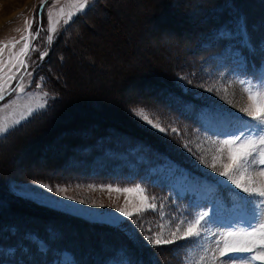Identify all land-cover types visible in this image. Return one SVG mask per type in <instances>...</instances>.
Returning a JSON list of instances; mask_svg holds the SVG:
<instances>
[{
    "label": "rangeland",
    "instance_id": "1",
    "mask_svg": "<svg viewBox=\"0 0 264 264\" xmlns=\"http://www.w3.org/2000/svg\"><path fill=\"white\" fill-rule=\"evenodd\" d=\"M82 2L0 0V59L30 45L0 101V264H264L251 259L264 252L259 245L221 255L225 233L264 222V198L240 200L235 193L249 194L220 175L228 163L222 142L259 131L244 124L251 118L242 109L246 88H264V0H88L82 11L70 8ZM61 7L75 12L68 23ZM241 46L257 69L246 72ZM141 109L166 131L138 116ZM262 167L250 168L257 184ZM215 184L235 193L210 216L199 205L211 203ZM137 186L149 200L126 217L120 209L133 211L138 195L110 189ZM204 213L199 235L184 238ZM157 233L173 242L152 243Z\"/></svg>",
    "mask_w": 264,
    "mask_h": 264
},
{
    "label": "snow or ice",
    "instance_id": "2",
    "mask_svg": "<svg viewBox=\"0 0 264 264\" xmlns=\"http://www.w3.org/2000/svg\"><path fill=\"white\" fill-rule=\"evenodd\" d=\"M88 0H84L82 3L73 4L70 8H74L76 11H82L86 8ZM75 15V12L69 10L65 12L64 8L61 7L59 10V17L64 19L65 23H68L71 18ZM49 21H50V31L55 32L56 28L53 26L56 23H59V19L53 20V10H49ZM30 29V22L26 21ZM38 34V33H37ZM22 39H27V37H22ZM53 36H47V41L51 43ZM15 43L18 41H13L12 46H15ZM7 47V44L4 45V48ZM30 45L28 43L24 44V47L20 50L19 53L10 54L7 60L0 59V99L3 98L4 92L7 90L5 85L12 79H17V77L12 73V69L16 68L17 70L20 67H26L25 60L23 57L27 56L29 52ZM3 48H0V54H2ZM46 53L41 54V58ZM17 88L23 91V84H18ZM246 92L249 93V105L242 109L243 112L251 118L254 126L259 129L255 137L245 135L241 132L240 135L234 134V139L224 140L221 144L220 152L223 154V150L227 149L228 163L223 164L224 171L220 173L221 176L226 177L236 186V188L241 189L243 193H248V197L241 196L239 193L236 195L239 196L240 200H249L251 197H262L264 198V183L257 184L255 177L250 173V168L254 164H259L264 166V88L256 91L255 93L251 88H246ZM143 120L152 124L154 127L158 128L161 131H166V129L161 128L158 122H155L144 110H138L136 113ZM6 129L0 127V132L5 131ZM215 167V164L212 165ZM258 175L264 177V167L261 168ZM117 192H126V193H136L141 201V204L135 206L133 211H128L125 208H121L120 211L126 217H132L133 215L145 210L144 201L149 200L148 197L143 195L144 190L137 186L134 189H110ZM264 203V200L261 201ZM148 207H155L153 204H148ZM207 213L201 214L193 223H189L187 229L184 233V238L199 235L198 226L201 221L205 218ZM251 231H235L225 233L222 237L224 241V246L221 251V255H225L227 252L231 251H252L258 245L264 247V222L259 224V227L250 226ZM179 230V226H177ZM175 236V233H172ZM239 237L241 239H233L231 243L229 238ZM151 241L154 244H167L173 242L172 240L164 239L157 233L155 236L151 237ZM253 260H264V252H258L257 255L253 256Z\"/></svg>",
    "mask_w": 264,
    "mask_h": 264
},
{
    "label": "trees",
    "instance_id": "3",
    "mask_svg": "<svg viewBox=\"0 0 264 264\" xmlns=\"http://www.w3.org/2000/svg\"><path fill=\"white\" fill-rule=\"evenodd\" d=\"M260 27H263V26L260 25ZM162 89H163V88H160V90H162ZM177 92H178V96H181L182 92H181V91L179 92L178 89H177ZM165 97H167V95H164V96H163V98H165ZM90 120L93 121V120H95V118H92V119H90ZM90 120H89V121H90ZM95 121H101V120L98 119V120H95ZM79 122H81V121H79ZM79 122H77V123H79ZM71 127H73V126L71 125ZM64 137H65V136H64ZM64 137H63V139H66V138H67V137H65V138H64ZM51 140H52V142H55L56 145H58L59 141H53L52 138H51ZM67 151H69V149H68ZM58 167H60V164H58ZM16 220H25V219L19 217V219H16ZM16 230H17V227H15V232H14L15 234L17 233ZM37 256H44V254H43V253H39Z\"/></svg>",
    "mask_w": 264,
    "mask_h": 264
},
{
    "label": "water",
    "instance_id": "4",
    "mask_svg": "<svg viewBox=\"0 0 264 264\" xmlns=\"http://www.w3.org/2000/svg\"><path fill=\"white\" fill-rule=\"evenodd\" d=\"M44 4H45V2L43 1V2L40 4V6H39V9H38V14H39V15L41 14V10H42ZM34 37H35V34H34ZM34 37H33V39H34Z\"/></svg>",
    "mask_w": 264,
    "mask_h": 264
},
{
    "label": "bare ground",
    "instance_id": "5",
    "mask_svg": "<svg viewBox=\"0 0 264 264\" xmlns=\"http://www.w3.org/2000/svg\"><path fill=\"white\" fill-rule=\"evenodd\" d=\"M52 163H53V162H52ZM52 163H51V164H52ZM51 164H50V166H51ZM47 166H48V165H47ZM48 167H49V166H48Z\"/></svg>",
    "mask_w": 264,
    "mask_h": 264
}]
</instances>
